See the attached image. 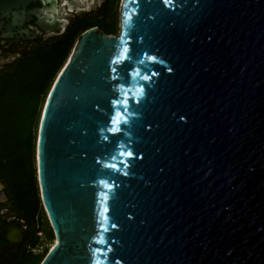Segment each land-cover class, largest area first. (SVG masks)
I'll return each instance as SVG.
<instances>
[{
	"label": "water",
	"instance_id": "water-1",
	"mask_svg": "<svg viewBox=\"0 0 264 264\" xmlns=\"http://www.w3.org/2000/svg\"><path fill=\"white\" fill-rule=\"evenodd\" d=\"M120 27L83 31L44 103L41 264H264V0H123Z\"/></svg>",
	"mask_w": 264,
	"mask_h": 264
},
{
	"label": "trees",
	"instance_id": "trees-1",
	"mask_svg": "<svg viewBox=\"0 0 264 264\" xmlns=\"http://www.w3.org/2000/svg\"><path fill=\"white\" fill-rule=\"evenodd\" d=\"M109 1L110 4H113L116 0H106L105 5L109 3ZM101 19L102 17H99V19L97 18L85 23H78L71 27L61 38L54 40L53 43L37 48V50L45 54L49 49L47 51L49 55L48 61L52 63L53 68L43 90L38 94V101L35 107L28 116L26 134L22 133L18 125H16L17 127L14 131L11 126L12 124L10 126H4L0 122V176L9 187L10 196L14 205L25 217H27L31 227L30 235L24 249L14 260H11V264H41L47 255L44 256V254L41 253L34 254V249L38 246L40 239L38 232L41 231L40 227L36 228V217L41 212H45L40 198L35 161V127L40 110L39 103L41 101V96L47 91L56 73L62 68L63 64L70 56V51L79 34L89 27L98 26L96 22ZM102 30L107 34H116L117 27L114 23L111 26L104 27ZM31 56L32 53L25 58H30ZM8 81L11 80L8 79ZM5 85L7 86L8 83H5ZM0 94L5 95V101L1 99L3 97H0L1 105V103L6 102L8 99V94L4 92V90H2ZM4 106L6 107V105ZM7 109L9 110V108ZM14 119L15 123L22 121V117H20L18 121L13 113L12 118L9 119L8 122L14 121ZM9 130L10 133L8 132ZM47 235L51 237V239H55L54 232L50 225ZM47 249L48 248H46V251Z\"/></svg>",
	"mask_w": 264,
	"mask_h": 264
},
{
	"label": "flooded vegetation",
	"instance_id": "flooded-vegetation-1",
	"mask_svg": "<svg viewBox=\"0 0 264 264\" xmlns=\"http://www.w3.org/2000/svg\"><path fill=\"white\" fill-rule=\"evenodd\" d=\"M91 1L82 0L81 2H83V5L89 3L92 5ZM105 2L106 0H102L96 9L77 11L71 9L68 0H59L55 11L43 12L39 15L34 12L42 7L39 0L31 1L26 8L20 6L9 11L0 9V83L18 62L29 56L37 48L53 43L54 40L61 38L71 27L78 23L95 19L90 17L89 13H97ZM80 8L84 9L85 7ZM42 17L48 20L55 19L59 22V28L53 31L44 30L40 25V18ZM22 30H27L29 34L22 32ZM50 33L55 35L50 36ZM11 225H16L23 230L22 242L14 254L9 253L6 255L2 251L1 245L9 241L6 238L7 233L3 229ZM30 231L31 227L27 217L14 205L9 187L2 181L0 176V264H7L9 260L16 258L24 249Z\"/></svg>",
	"mask_w": 264,
	"mask_h": 264
},
{
	"label": "rangeland",
	"instance_id": "rangeland-1",
	"mask_svg": "<svg viewBox=\"0 0 264 264\" xmlns=\"http://www.w3.org/2000/svg\"><path fill=\"white\" fill-rule=\"evenodd\" d=\"M122 3L123 0H116L115 2H113V4H110L109 1V3H107L106 5L104 3L102 5V8H99L97 13H89V16L95 19H99V17L102 16V19L97 20L96 22L101 29L106 26H111L115 23L117 27V32L115 35H118L121 28ZM79 36L77 37L73 48L70 51V55ZM47 51L45 54L40 50H35L30 58H25L18 62V64L13 67L12 71L0 83V92L4 90V92L8 94V99L6 100V102L1 103L0 105V122L2 123V125L10 126L12 124L11 126L14 131L17 127L16 125H18V127L22 130V133L26 134L28 116L31 114L33 108L35 107L38 101V94L43 90V87L46 84V81L53 68L52 63L48 61L49 55L47 54ZM61 69H59L56 73L47 91L41 96V101L39 103L40 110L37 116L35 127L36 134L44 103ZM8 79H10L12 82L8 81ZM5 83H8V85L6 86ZM4 96V94H0V97H3L1 99L5 101ZM4 105H6V107L9 108L10 111ZM11 113H14L18 121L20 120L19 118L22 117V121L15 123L14 119V121L8 122L9 119L12 118ZM8 132L10 133V130ZM2 181L4 182L3 179ZM49 225L50 224H48V218L45 212H41L37 215L36 228L40 227L41 231L38 232V236L40 237V239L38 246L34 249V254L41 253L45 256L51 248L53 242L55 241L54 238L51 239V237L47 235ZM46 248H48L47 251ZM11 262L12 261L9 260L7 264H11Z\"/></svg>",
	"mask_w": 264,
	"mask_h": 264
},
{
	"label": "snow or ice",
	"instance_id": "snow-or-ice-1",
	"mask_svg": "<svg viewBox=\"0 0 264 264\" xmlns=\"http://www.w3.org/2000/svg\"><path fill=\"white\" fill-rule=\"evenodd\" d=\"M164 2H165V4H168L169 3V0H164ZM124 53H125V59H127L128 58V56H127V53H128V49L127 48H125L124 49ZM152 59L153 60H155V57H152ZM116 63H121V61L120 60H117V61H115ZM113 71H116V69H113ZM138 74V73H137ZM145 79H148V77H144ZM142 91V90H141ZM121 103V101L119 100V99H117L115 102H114V107H115V105H118V104H120ZM124 103H127V101H125ZM121 116H122V113H120V112H117L116 113V116L115 117H113V124H115V125H119L120 123H121ZM125 123L127 122L126 120L124 121ZM113 131H119V128L117 127V128H115V129H112ZM128 155H132V153L131 152H129L128 153ZM109 167H116L115 165H109ZM101 183H105L104 181H101Z\"/></svg>",
	"mask_w": 264,
	"mask_h": 264
},
{
	"label": "bare ground",
	"instance_id": "bare-ground-1",
	"mask_svg": "<svg viewBox=\"0 0 264 264\" xmlns=\"http://www.w3.org/2000/svg\"><path fill=\"white\" fill-rule=\"evenodd\" d=\"M91 3H92V1H91ZM90 6H92V5H90V3H89V4H87V5H81V7H85V8H86V7H88V8H89Z\"/></svg>",
	"mask_w": 264,
	"mask_h": 264
}]
</instances>
